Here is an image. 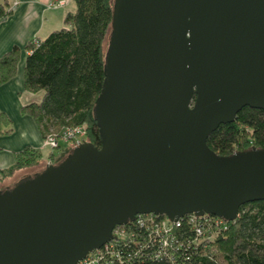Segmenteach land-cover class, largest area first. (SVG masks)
Returning a JSON list of instances; mask_svg holds the SVG:
<instances>
[{"label": "water", "instance_id": "obj_1", "mask_svg": "<svg viewBox=\"0 0 264 264\" xmlns=\"http://www.w3.org/2000/svg\"><path fill=\"white\" fill-rule=\"evenodd\" d=\"M85 141L0 190V264H78L139 215L234 221L264 201V150L207 146L264 112V0H113Z\"/></svg>", "mask_w": 264, "mask_h": 264}, {"label": "trees", "instance_id": "obj_2", "mask_svg": "<svg viewBox=\"0 0 264 264\" xmlns=\"http://www.w3.org/2000/svg\"><path fill=\"white\" fill-rule=\"evenodd\" d=\"M71 1L75 9L64 16L63 28L43 40L33 39L24 49L28 54L23 90L30 94L41 92L43 98L40 104H30L22 112L35 121L43 140L51 132L60 136L67 128L81 127L86 141L99 148L101 136L93 108L105 79L104 45L113 0ZM7 14L5 6L0 5V21ZM18 58V50L14 49L0 59V84L14 77ZM207 146L221 157L251 148L264 150V112L241 109L233 123L220 125L208 137ZM40 157L39 151L26 149L13 167L0 171V182L19 170L38 166ZM190 219L193 218H182L180 226L174 228L170 238L174 246L166 250L156 244L159 238L154 230H134L128 223L125 231L134 236L130 240L136 245L121 246L119 259L113 257L103 264H264V201L241 206L234 221H224L220 227L205 231L203 237H197L191 229L187 223Z\"/></svg>", "mask_w": 264, "mask_h": 264}, {"label": "crops", "instance_id": "obj_3", "mask_svg": "<svg viewBox=\"0 0 264 264\" xmlns=\"http://www.w3.org/2000/svg\"><path fill=\"white\" fill-rule=\"evenodd\" d=\"M51 1L0 0L8 12L0 21V59L14 49L19 56L14 77L0 84V122L2 117L7 120L6 124H0V171L13 167L26 149L41 153L42 133L35 121L22 112V108L38 105L43 98L41 92L30 94L23 90V68L28 54L24 49L33 39L43 40L63 28L64 16L75 9L72 1L63 8H49Z\"/></svg>", "mask_w": 264, "mask_h": 264}, {"label": "built area", "instance_id": "obj_4", "mask_svg": "<svg viewBox=\"0 0 264 264\" xmlns=\"http://www.w3.org/2000/svg\"><path fill=\"white\" fill-rule=\"evenodd\" d=\"M71 0H52L49 4V8H63L66 7ZM86 141L85 131L81 127H72L67 128L60 136L53 134L52 132L43 140L44 147H51L52 149H58L60 143H69L72 148L78 147L80 144ZM52 159L46 162V165L54 164ZM211 215L195 216V215H186L184 217L193 218L187 221L191 226V229L195 231L197 237H203L205 231L209 232L213 228L220 227L224 224V220L216 217L215 220L208 219ZM164 218L163 221H158L161 218ZM182 217V218H184ZM215 217V216H212ZM178 219L175 222H171L165 216H155V215H139L134 221L129 225L133 226L134 230L137 229H147L154 230L156 232L157 239L156 244H159L162 249L166 250L171 248L174 244H171L170 238H172V233L174 228H178L181 224V219ZM201 218L200 221L195 219ZM203 219V220H202ZM132 224V225H131ZM125 226L117 227L113 231V239L101 247L99 250H95L90 253L83 261L78 264H103L107 263L106 261L112 259L113 257L118 260L117 253L121 246L128 247L129 245H136L133 239V235H127L125 231ZM175 226V227H174ZM174 239V238H173ZM132 241V242H131ZM161 241V243H160ZM158 258V257H157Z\"/></svg>", "mask_w": 264, "mask_h": 264}, {"label": "rangeland", "instance_id": "obj_5", "mask_svg": "<svg viewBox=\"0 0 264 264\" xmlns=\"http://www.w3.org/2000/svg\"><path fill=\"white\" fill-rule=\"evenodd\" d=\"M106 48H107V41L105 42L104 50H106ZM0 124L3 125L6 123L1 121ZM62 150H65V152L68 153L70 150H72L71 144L60 143V149H52L49 146H47V147L42 146L41 153H40L41 157H40L38 166L36 165L34 167L25 168V169H22V170L15 172L13 176L6 178L2 182H0V190L5 189L8 186H11L13 183L17 182L18 180L25 177L26 175L33 174V173L43 169L45 167L44 164L47 161H49V159H53V161H54L53 163H55L57 160L56 158H59V155H60ZM65 152H64V154H65ZM51 155L53 156L52 158H51Z\"/></svg>", "mask_w": 264, "mask_h": 264}]
</instances>
